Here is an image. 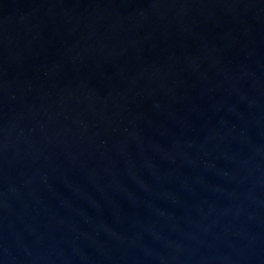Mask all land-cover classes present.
Returning a JSON list of instances; mask_svg holds the SVG:
<instances>
[{
	"label": "water",
	"instance_id": "water-1",
	"mask_svg": "<svg viewBox=\"0 0 264 264\" xmlns=\"http://www.w3.org/2000/svg\"><path fill=\"white\" fill-rule=\"evenodd\" d=\"M0 264H264V0L0 21Z\"/></svg>",
	"mask_w": 264,
	"mask_h": 264
}]
</instances>
